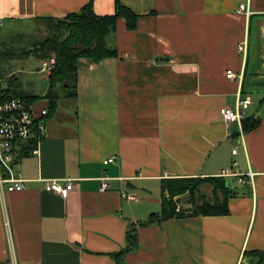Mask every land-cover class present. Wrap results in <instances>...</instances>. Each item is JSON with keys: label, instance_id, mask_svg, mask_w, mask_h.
Returning a JSON list of instances; mask_svg holds the SVG:
<instances>
[{"label": "crops", "instance_id": "crops-1", "mask_svg": "<svg viewBox=\"0 0 264 264\" xmlns=\"http://www.w3.org/2000/svg\"><path fill=\"white\" fill-rule=\"evenodd\" d=\"M88 1L0 0V20L13 29L45 23ZM118 1L140 15L134 30L120 18L108 36L118 56L99 63L81 59L78 95L68 97L59 85L54 111L47 98L32 101L49 109L46 134L38 153L14 151L24 188L9 191L5 184L0 190V264H116L113 254L127 246L128 226L162 212L163 179L220 176L234 161L244 183L222 176L247 184L248 194L229 198L230 214L139 226V246L124 259L240 264L245 250H264V105L259 109L250 92L263 90L264 83L248 69L250 59L245 72L247 57L239 51L248 41L251 55L248 24L251 18L257 29L264 20V0ZM94 2L99 15L115 11V0ZM244 2L251 14L237 12ZM29 57L19 58L30 64ZM16 59L0 56L1 87L37 95L25 90ZM228 70L239 77L228 78ZM239 91L253 99L247 115L261 118L255 130L223 120L222 110L236 104ZM109 157L115 161L105 162ZM105 177L109 186L103 191ZM49 179L64 185L72 179L75 188L61 195L48 189ZM211 191L206 194L212 200ZM177 199L182 209L199 202L189 193Z\"/></svg>", "mask_w": 264, "mask_h": 264}, {"label": "trees", "instance_id": "trees-1", "mask_svg": "<svg viewBox=\"0 0 264 264\" xmlns=\"http://www.w3.org/2000/svg\"><path fill=\"white\" fill-rule=\"evenodd\" d=\"M95 0H89L79 11H74L64 17H47L46 23L50 26L49 35L41 42L33 46L27 54L39 55L42 59L55 56L56 65L49 74V90L43 96L23 95L12 88H2L6 97L21 96L30 104L33 100L47 98L50 103V111H54L58 106L61 96L59 85L64 89L68 97L74 98L78 95V69L81 59H88L91 62L99 63L105 58H115L119 52L117 47L110 45L108 36L115 33L117 22L120 18L126 20L128 30L137 27L140 15L131 7L115 0V11L111 14L96 13ZM253 22L249 20V34H252ZM250 50V45H249ZM24 54V55H25ZM3 52L0 56L2 57ZM245 72L247 64L251 58L250 52L247 53ZM13 78V76H12ZM264 101V99H262ZM261 123V118L251 114L247 115L242 122L243 131H252ZM32 145L26 146L24 154H29ZM213 187L212 200L206 193L202 192L203 186ZM163 194L162 212L152 213L146 222L139 223V226H149V224H161L164 220L192 215H228L230 214L229 198L238 195L235 184L224 176H205L177 179H163L161 183ZM189 193L194 199L198 198L192 209L178 210L179 200H174L178 195ZM166 194H168L166 196ZM137 223H131L127 229V246L120 252L114 253L116 264H125L124 255L134 251L138 245ZM243 256L248 259L240 264H264V250H245Z\"/></svg>", "mask_w": 264, "mask_h": 264}, {"label": "built area", "instance_id": "built-area-1", "mask_svg": "<svg viewBox=\"0 0 264 264\" xmlns=\"http://www.w3.org/2000/svg\"><path fill=\"white\" fill-rule=\"evenodd\" d=\"M237 12L251 14L246 2L239 5ZM2 25V20H0ZM248 41L239 46V51L244 56H248ZM41 71L50 74L56 65L54 57L44 58ZM227 77H239L233 70H228ZM236 104L232 107H225L222 110L223 120L228 123L236 122L242 127L243 119L247 116V109L253 103V99L249 95H244L239 91L236 95ZM49 109L37 108L34 104H30L21 96L6 97L0 79V190L2 191L5 184L9 191H19L24 188L25 179L18 174L14 168V151L17 147L22 150L32 145L29 154L39 152V145L45 137L46 116ZM240 141L245 143L243 133ZM237 147L233 148L232 153H237ZM115 157H109L105 162H113ZM238 161H234L232 168L223 169L222 175L236 177L237 181L244 183V175L240 171L233 170L238 167ZM48 189L53 190L61 195L66 196L70 191L74 190L75 184L72 179H68L64 185L58 179H49ZM109 184L105 178H102L101 188L104 191ZM130 199L137 198L136 194H123ZM168 194H166L167 196ZM179 210V208H178Z\"/></svg>", "mask_w": 264, "mask_h": 264}, {"label": "rangeland", "instance_id": "rangeland-1", "mask_svg": "<svg viewBox=\"0 0 264 264\" xmlns=\"http://www.w3.org/2000/svg\"><path fill=\"white\" fill-rule=\"evenodd\" d=\"M0 25V54L3 52V58H19L20 56L25 57L28 56L25 54L28 52L33 46L37 43L44 40L45 37L49 35V27L48 23H32L27 25L19 24L16 29H13L12 26L8 24L6 26ZM253 26V25H252ZM257 29H254L251 34V58L248 65V69L252 71H257V75L254 76L258 81L264 83V20L259 21L256 26ZM250 52V51H249ZM25 54V55H24ZM51 57H54L52 55ZM23 59V58H21ZM20 58L16 59L14 63L18 64L19 70L24 73L21 74V78L24 84L25 90L27 92L37 94L39 96L45 95L49 89V81L46 79V75L39 72V68L43 67L41 56L39 55H30L28 61H32L30 64H27V61H22ZM7 61V60H5ZM24 63V64H23ZM42 65V67H41ZM33 70L34 73L29 72ZM258 75L260 77H258ZM23 76V77H22ZM262 81V82H261ZM251 94L257 101V105H264V101L262 100V96H264V89H250ZM26 95L28 93H20ZM40 102H44V100H40ZM262 104V105H261ZM249 186L251 182L248 183ZM236 189L238 190V196L248 194V185L247 184H235ZM203 191L208 194H211V186L206 185V187H202ZM252 188V184L250 186ZM246 192V193H244ZM181 204L184 205L183 197H181ZM245 250V249H244ZM249 251V250H248ZM248 259V256L244 258V262Z\"/></svg>", "mask_w": 264, "mask_h": 264}]
</instances>
